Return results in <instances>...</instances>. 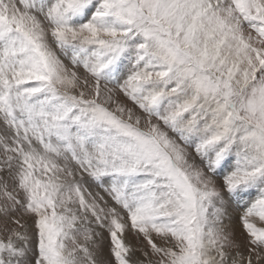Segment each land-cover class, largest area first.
<instances>
[{"label": "snow or ice", "instance_id": "obj_1", "mask_svg": "<svg viewBox=\"0 0 264 264\" xmlns=\"http://www.w3.org/2000/svg\"><path fill=\"white\" fill-rule=\"evenodd\" d=\"M0 264H264V0H0Z\"/></svg>", "mask_w": 264, "mask_h": 264}]
</instances>
